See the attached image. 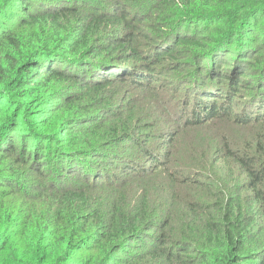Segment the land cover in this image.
<instances>
[{
    "label": "clouds",
    "instance_id": "clouds-1",
    "mask_svg": "<svg viewBox=\"0 0 264 264\" xmlns=\"http://www.w3.org/2000/svg\"><path fill=\"white\" fill-rule=\"evenodd\" d=\"M0 264H264V0H0Z\"/></svg>",
    "mask_w": 264,
    "mask_h": 264
}]
</instances>
